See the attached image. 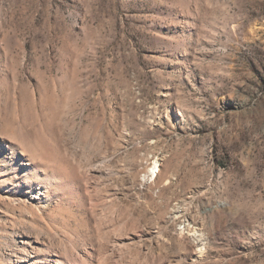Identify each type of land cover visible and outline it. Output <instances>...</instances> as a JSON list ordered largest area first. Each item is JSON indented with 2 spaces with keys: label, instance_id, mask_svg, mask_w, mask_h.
<instances>
[{
  "label": "rangeland",
  "instance_id": "obj_1",
  "mask_svg": "<svg viewBox=\"0 0 264 264\" xmlns=\"http://www.w3.org/2000/svg\"><path fill=\"white\" fill-rule=\"evenodd\" d=\"M89 192L122 264H264V0H0V264Z\"/></svg>",
  "mask_w": 264,
  "mask_h": 264
},
{
  "label": "bare ground",
  "instance_id": "obj_2",
  "mask_svg": "<svg viewBox=\"0 0 264 264\" xmlns=\"http://www.w3.org/2000/svg\"><path fill=\"white\" fill-rule=\"evenodd\" d=\"M155 167L156 164L151 168L152 173ZM85 175L87 176V174ZM155 175L156 172H154ZM37 191L35 195L33 194V198L36 197L37 202H44L45 204L50 202L51 198L46 188H39ZM85 206L92 223L94 242H91L89 238L78 241L76 239L77 235L67 236L61 242L59 250L56 252L50 251L45 247L44 252L34 260L28 258L32 255L28 254L26 252L27 248H25L23 256L26 258H19L17 264H122L121 259L126 249V245H123L122 242L137 238L141 236V233L132 228L133 231H131L130 228L123 225H113L109 221V217L107 218L103 212L98 198L91 192L87 195ZM47 213H51V207H49ZM129 233H133V235H129ZM26 242H29V240ZM23 260L25 262H22Z\"/></svg>",
  "mask_w": 264,
  "mask_h": 264
}]
</instances>
